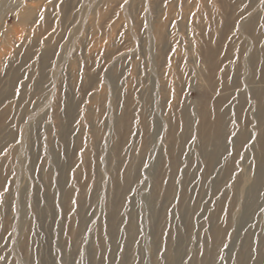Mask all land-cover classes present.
I'll list each match as a JSON object with an SVG mask.
<instances>
[{
	"label": "rangeland",
	"instance_id": "374dc122",
	"mask_svg": "<svg viewBox=\"0 0 264 264\" xmlns=\"http://www.w3.org/2000/svg\"><path fill=\"white\" fill-rule=\"evenodd\" d=\"M253 13L264 14V1L0 0V264H110L106 226L112 219L120 233L112 264H170L166 224L183 234L175 264H190L217 229L227 237L216 264H237L247 232H260L261 211L264 219V188L261 211L248 215L246 206L255 138L239 157L228 142L222 163L208 169L196 126L205 111L214 117L218 103L221 113L230 112L231 142L241 130L253 133L248 114L255 100L237 110L240 93L226 95L244 55L239 27ZM258 38L264 62V38ZM208 51L218 61L229 56L225 76L203 62ZM185 113L197 124L195 139L191 129L183 136L182 156L173 140L171 158L182 162L177 187L183 183L187 200L201 206L190 230L179 215L180 199L170 204L161 194L169 166L160 162L170 156L169 134L182 137ZM124 114L131 143L120 125ZM148 143L160 158L157 168L153 155H143ZM129 150L140 171L124 193L117 159ZM225 159H236L237 190L233 178H219ZM126 211L141 229L132 244L124 237ZM77 223L82 227L74 236Z\"/></svg>",
	"mask_w": 264,
	"mask_h": 264
},
{
	"label": "bare ground",
	"instance_id": "6f19581e",
	"mask_svg": "<svg viewBox=\"0 0 264 264\" xmlns=\"http://www.w3.org/2000/svg\"><path fill=\"white\" fill-rule=\"evenodd\" d=\"M264 1V0H259ZM261 17V18H259ZM259 17L254 18V13L250 16V18L244 22L239 27V33L241 38L243 39V44L241 45V51L243 52V57L240 59V67L239 77H235L231 79L228 83L230 84V87L228 89V92L226 95L233 96L235 93H240L238 99H237V110L241 107H245L247 105L248 101H254V110L250 114H248V119L252 120L253 123V133L249 134L248 132H242L240 133L232 140L230 141V136L232 134V130L230 128L229 130V122L228 121V115L230 112L224 111L223 113L220 112L219 109L216 107H219L218 103H215V113L214 117H211L210 111H205L200 116V122L197 124L194 123L192 117L185 113L182 117V137L178 135V138L176 140V137L173 133H170L168 137H170L172 146L170 147L169 153L167 157V162L165 164L160 162L161 166L167 165L169 166V169L166 170L163 180L166 179L168 181L165 188H163L161 194L164 197L163 199L168 201L170 204H173L176 200V198H179L180 205L178 206L179 215L181 218H183L184 221L188 222V228L194 227V216L197 212L201 210V206L198 204H194L191 200H187L186 198V192L187 190L183 189L185 185L180 186V190L176 185V182L178 180L180 168L182 166L181 158L180 162L181 165L179 166V159L178 157H172L175 152H173V149L175 150L176 144H173L174 142H179L178 147L181 150L182 153L186 152L187 149V143L188 140L185 142L183 137L188 132L190 134L189 138L194 135L195 125H197V136L202 138L203 143L201 147V153L203 156L208 159L207 162L209 164L210 169L216 168L218 164L222 163L224 156L227 154L229 147L235 151L237 157L240 156L241 151L243 150V146L249 142L251 139H249L250 136H254L255 138V147L253 151V162L255 167V174H254V181L251 185L249 196L246 199V206L248 208V215H252L253 213L261 211V195L263 193L264 188V62H261V57L257 56L258 52L255 48L256 43L254 42V39L262 40L264 38V33L260 36L257 35L259 31L257 32V26L256 22L259 18V21L261 19H264V14L262 13ZM225 33V32H223ZM255 37V38H254ZM150 52V49H149ZM214 55H216V59L214 58ZM203 62L209 66L211 70L218 71L220 69V73L225 76V73L227 72V69L223 68L222 64L225 62H228L229 56H226L223 58L222 61L217 60V54L214 53V51H208L205 54H201ZM259 69V74H256L254 72V69ZM224 83V82H223ZM242 93V94H241ZM231 98V97H230ZM229 98V99H230ZM121 126H127V133L125 135V139L129 140L128 143H131L130 140L132 139V126H129L127 116L126 114L122 115V118L120 120ZM118 133V132H117ZM99 134V131L97 132V135ZM119 135V134H116ZM188 138V139H189ZM176 140V141H175ZM229 142V147L227 146ZM180 145V146H179ZM153 144H151V149L148 146L146 147V150L144 152V156L147 155H153L154 157V166L157 168L159 165L160 158L159 156L153 152ZM50 158L53 159L55 157V151L53 149H50ZM230 155V154H229ZM144 157V158H145ZM232 158V156H231ZM52 159L50 160L52 162ZM235 160L236 159H229L224 160L225 166H224V172L223 176H220L219 178L223 177L226 178H233L234 184L232 186L233 190H237V186H240V179L241 175L240 173H237V169L235 168ZM105 161V160H104ZM119 163L117 164L118 169L123 170L122 173V181H123V192L127 193L130 190L131 187V181L136 180V177L139 174V166L135 165L134 158L132 156L131 150L127 151L124 158L122 160L117 159ZM172 168V171H171ZM177 170L175 171V169ZM159 169V168H158ZM250 169V168H249ZM183 173V170H182ZM186 175V173L184 172ZM235 174V176H233ZM50 175H48L46 178L48 179ZM159 177L157 175L156 179ZM184 177V175H183ZM139 179V176L137 177ZM184 180V179H183ZM183 182V181H182ZM236 187V188H235ZM66 190H64L65 193ZM173 197V198H172ZM82 198V197H81ZM170 198H172L171 201ZM83 199V198H82ZM30 201V199H28ZM78 210L81 209V199L79 196L75 199ZM119 205V204H118ZM118 205L115 207L118 208ZM123 204L120 205L119 210L122 212L125 208L122 207ZM122 209V210H121ZM126 217H128V220L126 221V232H125V242L128 244H132L135 239L139 236L141 233L140 224L139 222L134 219L133 211H126ZM262 211L259 214L260 219V232L256 234L255 232H247L246 237L242 244V255L239 256L236 260L237 264H248L250 262V258L252 256H255V264H264V255H263V249H264V219L262 216ZM247 216V213H246ZM165 217V221L167 219V212ZM76 218H73V223H75ZM183 221V224L185 225ZM75 228L73 230V235L75 236L78 231L81 229V224H75ZM185 227V226H184ZM106 228L108 229L107 236H106V242H108L109 247V263H113V251L115 247L118 244V241L120 239V233L116 229L115 226V220L112 219L110 222L108 221ZM166 235H167V242L165 246L166 254L171 259L170 264H175L173 258L177 256V252L181 245V238L183 237L182 231L179 228L175 227H168L166 224V227L164 229ZM147 232L150 234V230L148 229ZM227 231H225L224 236V230L223 229H217L212 235H211V242L203 241L201 246L198 248L197 252L195 253V256L192 258L190 264H216V260L218 259V256L220 254V247L225 242V238L227 237ZM172 238L175 239L176 248L172 250ZM228 238L231 240L233 238V234H229ZM226 240H229V239ZM28 239V232L26 234L25 240H23L22 247H25ZM254 249H257V252L254 254ZM99 252H103L107 254V250L105 247L97 248ZM176 262V261H175ZM119 264H122L121 262ZM124 264V262H123Z\"/></svg>",
	"mask_w": 264,
	"mask_h": 264
},
{
	"label": "snow or ice",
	"instance_id": "6c2138e0",
	"mask_svg": "<svg viewBox=\"0 0 264 264\" xmlns=\"http://www.w3.org/2000/svg\"><path fill=\"white\" fill-rule=\"evenodd\" d=\"M231 135H232V136H235L236 133H232ZM193 139H195V137H193ZM249 139H254V136H250ZM229 142H231V141H229Z\"/></svg>",
	"mask_w": 264,
	"mask_h": 264
}]
</instances>
